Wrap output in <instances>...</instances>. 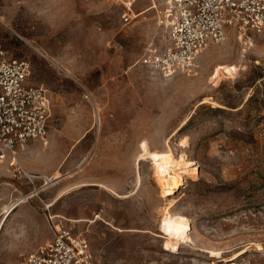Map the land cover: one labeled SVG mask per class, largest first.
I'll list each match as a JSON object with an SVG mask.
<instances>
[{"label": "rangeland", "instance_id": "obj_1", "mask_svg": "<svg viewBox=\"0 0 264 264\" xmlns=\"http://www.w3.org/2000/svg\"><path fill=\"white\" fill-rule=\"evenodd\" d=\"M151 1L74 0L77 28L60 0H0L5 56L29 62L49 101L45 140L15 150L32 181L0 163V264L51 237L46 211L94 264H264V32L228 29L193 73L163 78L137 62L162 41ZM162 151L168 191L142 160Z\"/></svg>", "mask_w": 264, "mask_h": 264}, {"label": "built area", "instance_id": "obj_2", "mask_svg": "<svg viewBox=\"0 0 264 264\" xmlns=\"http://www.w3.org/2000/svg\"><path fill=\"white\" fill-rule=\"evenodd\" d=\"M149 8L162 41L152 36L137 62L161 77L193 73L199 53L222 42L228 29L238 41L264 32V0H152ZM29 76V62L6 57L0 42V163L7 161L31 182L15 150L28 140H45L49 101ZM46 220L51 237L21 264H94L87 239L68 220L47 211Z\"/></svg>", "mask_w": 264, "mask_h": 264}, {"label": "bare ground", "instance_id": "obj_3", "mask_svg": "<svg viewBox=\"0 0 264 264\" xmlns=\"http://www.w3.org/2000/svg\"><path fill=\"white\" fill-rule=\"evenodd\" d=\"M224 40H225V38H224ZM207 48H208V46L199 53L196 60L199 59L200 55ZM195 67H196V65H195ZM169 77H172V76H169ZM169 77H163V78H169ZM142 155H143L142 160L146 159L152 163L153 175H154V179L156 180V183L158 185L162 186V188L165 189L166 191L174 188V187H170L171 185H175L178 183L177 178L174 175V170H175V165H174L175 159H174V157L170 153H166L163 151L162 152H147V153L142 154ZM44 181L46 184L47 183H49V184L53 183V181H50L46 177H44ZM23 200H24V198L19 199V200L13 202L12 204L8 205L7 207H5L3 214L5 213L7 215L8 213H10L18 204L22 203ZM6 217H8V216H6ZM2 220H3V218L0 221V228L2 225ZM5 221H6V219H5ZM184 238L187 239L188 236L184 235Z\"/></svg>", "mask_w": 264, "mask_h": 264}, {"label": "clouds", "instance_id": "obj_4", "mask_svg": "<svg viewBox=\"0 0 264 264\" xmlns=\"http://www.w3.org/2000/svg\"><path fill=\"white\" fill-rule=\"evenodd\" d=\"M60 3L62 5V7L65 10V19L67 20V24L65 25V27H68L69 25L73 26V27H79V25H77L73 19L69 18L68 13L71 12L72 14L78 15V13L75 12V8L74 7H69L70 5L74 4V0H60ZM91 14H95L94 10L89 12V15ZM71 30V28H70Z\"/></svg>", "mask_w": 264, "mask_h": 264}]
</instances>
